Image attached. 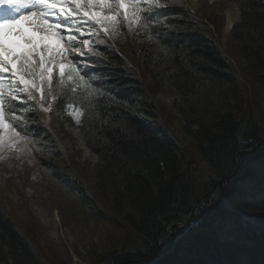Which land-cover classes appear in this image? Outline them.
Masks as SVG:
<instances>
[{
	"label": "trees",
	"instance_id": "obj_1",
	"mask_svg": "<svg viewBox=\"0 0 264 264\" xmlns=\"http://www.w3.org/2000/svg\"><path fill=\"white\" fill-rule=\"evenodd\" d=\"M228 1L241 20L226 50L213 19L164 0L166 15L132 10L114 29L129 61L97 31L84 84L53 72L49 118L34 100L28 114L16 100L4 105L20 132L49 144L84 203L123 232L91 264H264V0ZM64 127L98 163L76 160L78 141ZM8 257L41 264L0 208V264Z\"/></svg>",
	"mask_w": 264,
	"mask_h": 264
},
{
	"label": "rangeland",
	"instance_id": "obj_2",
	"mask_svg": "<svg viewBox=\"0 0 264 264\" xmlns=\"http://www.w3.org/2000/svg\"><path fill=\"white\" fill-rule=\"evenodd\" d=\"M180 1L190 9L201 12L216 22L215 25L211 24L212 30L217 31L221 47L226 50L227 36L230 32V29H227V11L230 10L237 16L233 23L234 26L241 20V11L237 4L232 1L225 3V0H178L177 3ZM62 7L69 8L70 11L75 9V5L70 6L68 3L53 0L55 10L58 11ZM126 7L129 12L133 10L134 5L129 4ZM83 11H100L104 15L117 16L118 21L124 16V10L115 0H109V4L104 6L85 7L81 5L80 14L73 11L74 19L77 16L84 18ZM37 15L39 16V12ZM84 19L89 24L76 34L79 40L87 39L88 43L80 44L78 50L70 51V46L61 40L60 46L65 49V52L48 60L49 66H55L53 69L58 68L60 63L65 64V80L71 81L75 85L78 84L77 87L81 82L78 71L69 72L68 69L75 67L79 70V67L76 63H70L69 59L65 57L92 51L93 44L96 43L95 32L90 29L92 25L107 28L109 31L118 25L106 21L96 24L90 18ZM72 20L67 22L70 26ZM55 38L60 39V35L57 34ZM36 60L37 58L33 63ZM20 71L23 72L24 69L21 68ZM25 78L31 80L34 77L25 76ZM0 80L3 81V86L7 89L5 94L9 101L13 100V96L17 98L16 101L22 97L18 78L8 70L7 66L6 71L0 73ZM37 106L40 107V112L43 114L44 109L40 104ZM31 108V105L25 107L27 114ZM138 108L142 109V106L138 104ZM80 114L75 108L69 107L68 115L76 124ZM5 122L11 125L6 116ZM64 128L70 136L78 141L76 149L81 153L76 160L81 164L95 165L98 163L99 158L96 160L93 156L85 154L77 129ZM0 135L3 136V140L0 141V208L16 224L20 232L29 239L32 252L41 264H91L97 253L119 246L123 232L112 225L106 215L96 214L93 208L84 203L83 195L73 188L72 181L63 176V172L66 173L68 168L61 166L59 159L52 160L53 154L49 144L28 135V138L25 139L23 132L17 136L15 131L10 129H5ZM73 154L75 153L73 152ZM48 161H54V164L59 167L57 169L61 171L55 172ZM55 210H57L60 220H56ZM3 264H15V261L8 257Z\"/></svg>",
	"mask_w": 264,
	"mask_h": 264
},
{
	"label": "snow or ice",
	"instance_id": "obj_3",
	"mask_svg": "<svg viewBox=\"0 0 264 264\" xmlns=\"http://www.w3.org/2000/svg\"><path fill=\"white\" fill-rule=\"evenodd\" d=\"M55 2L75 5V9L70 11L69 8L62 7L57 11L53 8V0H0V13H2L0 15V73H4L7 66L8 70L18 78L19 85L27 93L26 97L22 96L17 101L22 109L27 107L31 100L40 104L41 107L47 102L46 96L48 92H51V88L48 87L46 92L45 86L53 83V67H55L49 66L48 60L65 52V49L60 46V41L63 40L68 44L70 51L78 50L80 44L88 43L87 39L81 41L77 37L76 33L82 31V28L74 29L67 23L70 19H74L73 11L80 14L81 5L88 7L109 4V0H55ZM115 2L124 10L125 19L128 12L126 6L129 4L134 5V13H141L145 19H150L154 10H159L161 7V15H166L168 11L166 6H162V0H115ZM141 4L147 5L142 12L139 7ZM82 16L86 19L90 18L96 24L105 21L112 24L119 23L117 16L104 15L100 11H83ZM104 31L107 32L108 29L105 28ZM57 34L60 35V39L55 38ZM97 48H99L98 45ZM37 57V62L33 63ZM65 58L69 59L70 63L79 65V70L73 67L68 71H78L80 80L83 81L91 75L89 69L95 62L94 56L83 53ZM21 68L24 69L23 72L20 71ZM65 68L66 65L63 63L58 65L61 76L64 75ZM25 76H32L34 79L29 80ZM86 83L89 88H92V83L88 81ZM35 93L41 94L40 99L36 98ZM12 99L17 100L15 96ZM4 105L5 101L0 93V133L10 129L20 136L19 121L11 125L5 122ZM48 110L49 108H44V111ZM28 119L30 117L23 116V120ZM77 123H80L79 117H77ZM24 138H28L27 132L24 133ZM2 140L3 136L0 135V141Z\"/></svg>",
	"mask_w": 264,
	"mask_h": 264
},
{
	"label": "bare ground",
	"instance_id": "obj_4",
	"mask_svg": "<svg viewBox=\"0 0 264 264\" xmlns=\"http://www.w3.org/2000/svg\"><path fill=\"white\" fill-rule=\"evenodd\" d=\"M227 16H228V26H227V29L229 30L233 26V23L235 22L237 16L234 15L230 10L227 11ZM83 148H84V152H85L86 155H88V156L91 155V156H93V158H95L97 160L98 157H97L96 154L92 153L84 145H83ZM54 213H55L56 220H60L59 214H58L57 210H55Z\"/></svg>",
	"mask_w": 264,
	"mask_h": 264
},
{
	"label": "water",
	"instance_id": "obj_5",
	"mask_svg": "<svg viewBox=\"0 0 264 264\" xmlns=\"http://www.w3.org/2000/svg\"><path fill=\"white\" fill-rule=\"evenodd\" d=\"M189 221H190V218L185 222V224L188 223ZM177 225H181V224H179V223L172 224V225L169 227V232H171V229H172L173 227L177 226ZM182 225H183V224H182Z\"/></svg>",
	"mask_w": 264,
	"mask_h": 264
}]
</instances>
